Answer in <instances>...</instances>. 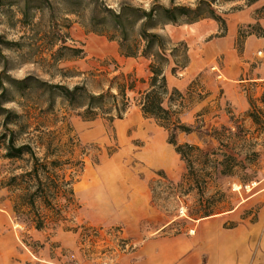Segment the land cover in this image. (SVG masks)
<instances>
[{
    "label": "rangeland",
    "instance_id": "obj_1",
    "mask_svg": "<svg viewBox=\"0 0 264 264\" xmlns=\"http://www.w3.org/2000/svg\"><path fill=\"white\" fill-rule=\"evenodd\" d=\"M85 1L5 0L0 6V32L18 42L16 47L3 49L8 60L7 73L15 78L32 74L68 87L83 84L90 91L106 89L108 80L119 72L132 73L137 79L136 88H144L146 84L141 80L149 75V59L123 57L115 41L88 31L90 12ZM100 1L114 8L127 2L147 9L153 0ZM159 1L165 5L170 3V0ZM196 1L174 0L176 4L189 6ZM206 1L223 19L225 14L246 10L253 2L262 1L251 14L250 23L237 28L234 44L237 57L245 55L243 43L248 35L264 38V28L259 23V20L264 23V0ZM70 7L76 8L79 16L66 12ZM202 19L215 21L217 32L195 38L201 30L195 27L201 23L199 20L169 24L172 25L170 33L162 32L163 28L160 30L171 42H179V37L184 39L192 57L190 60L188 55L187 66L178 74H170L169 68L166 71L169 84L182 93L184 108L179 118L194 127L190 133L176 132L175 139L178 143L196 144L205 151L214 150L219 160L230 158L236 165L234 172L216 176L203 192L195 186L188 195L178 197L179 187L172 188L156 173L163 170L174 185L186 172L184 161L167 142V130L153 119L144 118L134 104L122 118L108 123L100 117L82 119L76 114L78 110L69 109L62 98L55 95L49 109L51 114L45 116L39 131L29 136L39 133L48 151H53L50 159L63 161L58 173L66 178L72 175L73 194L69 200H56L58 204L67 201L59 221L37 230L13 213V195L6 187H0V264H121L133 257L129 252L164 222L169 221V225L162 230L163 234H191L198 217L190 216L189 212L208 202L218 207L215 213L236 211L234 217L224 222L225 226L255 220L261 206L256 195L264 191V79H261L264 77V46L255 50L252 47L253 60L245 77L225 76L221 68L225 66L226 52L217 41V37L226 34L225 27L212 17ZM63 33L65 45L82 47L84 57L68 59L62 52L60 59H53L51 53L61 43ZM207 46L212 48L213 54L205 49L202 56L206 63H202L199 61L201 50ZM31 94L38 97L35 99L37 111L43 110L47 105L46 96L39 90ZM7 106L21 112L19 102H10ZM250 113L256 116V122ZM222 128H229L233 135ZM153 149L163 151L167 161L152 159L149 152ZM35 151L42 157L46 150L36 148ZM1 154L0 149V182L8 177L12 167L21 172L19 167L25 165L21 160L11 164ZM95 180L100 184L99 193L89 197L84 189ZM188 180L183 178L184 187ZM132 200L143 201L148 207V214L141 218V223L126 228L124 224L101 221L105 211L114 217L127 214V201Z\"/></svg>",
    "mask_w": 264,
    "mask_h": 264
},
{
    "label": "trees",
    "instance_id": "obj_2",
    "mask_svg": "<svg viewBox=\"0 0 264 264\" xmlns=\"http://www.w3.org/2000/svg\"><path fill=\"white\" fill-rule=\"evenodd\" d=\"M4 1L0 0V6ZM86 1L90 12L88 31L103 34L107 39L115 41L119 55L123 57L144 56L149 59V75L141 80L146 84L144 88H136L137 79L132 73L122 72L108 80L106 89L98 91H90L83 84L68 87L50 83L32 74L22 78L12 77L7 73L8 60L3 49L16 47L18 42L7 39L0 32L1 157L11 164L19 160L25 163L19 167L22 168L21 172H16V167H12L8 177L0 182V187H6L12 193L13 213L37 230L57 223L63 208L67 207V201L58 204L56 200H69L73 194L72 175L66 178L58 173L63 161L50 159L53 151H48V145H45L39 133L34 137L29 136L33 131L38 132L40 125L45 122V116L51 114L49 109L55 101V95L62 98L69 109L78 110L76 114L82 119L100 117L108 123L122 118L131 104H134L144 118L153 119L167 130V142L174 146L175 152L184 161L186 172L174 185L163 170L156 173L165 178L172 188L179 187L178 197L188 195L195 186L203 192L216 176H228L234 172L233 166H236L229 161L230 158L219 160L214 150L205 151L196 144L178 143L175 139L176 132L190 133L194 127L180 120L179 114L184 108L181 103L182 93L168 84L166 71L169 68V73L176 75L187 66L188 48L183 41L171 42L160 30L167 24L192 23L205 17H212L224 28V19L215 14L210 2L197 0L193 6H189L176 4L174 0H170L168 5L153 0L147 9H142L127 2L114 8L100 0ZM47 3L51 7L50 2ZM26 8L27 4L24 5V15ZM66 12L79 16L74 7ZM64 34L57 49L51 53L53 59H60L62 52L68 59L84 57L82 47L65 45ZM33 90H39L46 96L47 105L41 111H37L39 107L35 99L38 97H33ZM10 102L21 103V112L8 107ZM249 115L256 122V116L253 113ZM222 131L233 135L229 128H222ZM36 148H45L42 157L37 155ZM184 177L189 178L186 187L183 185ZM217 208L208 202L198 209H192L189 215L205 217L214 214Z\"/></svg>",
    "mask_w": 264,
    "mask_h": 264
},
{
    "label": "crops",
    "instance_id": "obj_3",
    "mask_svg": "<svg viewBox=\"0 0 264 264\" xmlns=\"http://www.w3.org/2000/svg\"><path fill=\"white\" fill-rule=\"evenodd\" d=\"M261 3L262 1L253 2L246 10H235L224 16L226 34L217 37V41L223 44V51L226 52L224 53L225 66L224 69L221 68L225 76L232 74L233 79L245 77L253 60L250 55L252 47L255 50L258 46H264V38L250 34L243 43L245 55L237 57L235 54L237 28L250 23L251 14ZM202 20H199L201 23L195 25L201 28L195 38H198L200 34L203 36L214 34L218 30L215 21ZM259 23L264 28L263 21L259 20ZM171 26L165 25L162 32L170 33ZM177 41H184V39L179 37ZM205 49L209 50V54H213L210 46L201 50L199 61L202 63H206L205 56H202L203 53L205 54ZM188 55L191 60L190 51ZM261 79L264 77L261 76ZM167 81H169L168 76ZM241 104L242 102L240 106ZM256 198L261 202V206L254 221L241 220L234 226H225L224 222L234 217L236 211L214 213L195 219L191 234L175 232L170 235L162 233V230L169 225L167 221L158 225V230L146 235L141 243L129 252V255L133 257L127 258L121 264H264V191H259ZM126 209L127 214L116 217L105 211L100 219L104 223L124 224L126 228H129L141 223V218L148 214V207L143 201H127Z\"/></svg>",
    "mask_w": 264,
    "mask_h": 264
},
{
    "label": "bare ground",
    "instance_id": "obj_4",
    "mask_svg": "<svg viewBox=\"0 0 264 264\" xmlns=\"http://www.w3.org/2000/svg\"><path fill=\"white\" fill-rule=\"evenodd\" d=\"M149 156L159 162L167 161V156L165 157V154L160 149L151 150L149 152ZM99 187L100 184L95 180L91 185L85 187L84 192H86L89 197H93L99 193Z\"/></svg>",
    "mask_w": 264,
    "mask_h": 264
}]
</instances>
